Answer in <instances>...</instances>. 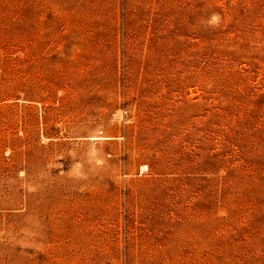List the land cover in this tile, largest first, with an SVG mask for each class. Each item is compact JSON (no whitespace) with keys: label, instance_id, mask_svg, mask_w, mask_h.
Segmentation results:
<instances>
[{"label":"rangeland","instance_id":"obj_1","mask_svg":"<svg viewBox=\"0 0 264 264\" xmlns=\"http://www.w3.org/2000/svg\"><path fill=\"white\" fill-rule=\"evenodd\" d=\"M0 264H264V0H0Z\"/></svg>","mask_w":264,"mask_h":264}]
</instances>
